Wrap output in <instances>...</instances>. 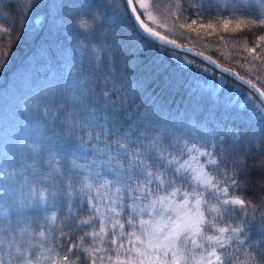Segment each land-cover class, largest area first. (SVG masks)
I'll list each match as a JSON object with an SVG mask.
<instances>
[{
    "label": "snow or ice",
    "instance_id": "obj_1",
    "mask_svg": "<svg viewBox=\"0 0 264 264\" xmlns=\"http://www.w3.org/2000/svg\"><path fill=\"white\" fill-rule=\"evenodd\" d=\"M50 7L57 33L95 43L68 82L23 101L35 132L0 140V264H264V0ZM48 8L0 0V70L15 25L32 29V11ZM94 13L92 30L73 23ZM184 41L213 51L231 41L220 58L233 66ZM146 49L155 79L190 102L219 100L231 80L223 114L172 110L148 93L128 71Z\"/></svg>",
    "mask_w": 264,
    "mask_h": 264
},
{
    "label": "trees",
    "instance_id": "obj_2",
    "mask_svg": "<svg viewBox=\"0 0 264 264\" xmlns=\"http://www.w3.org/2000/svg\"><path fill=\"white\" fill-rule=\"evenodd\" d=\"M36 2L47 3L49 8L32 11L30 16L32 29H21L20 23L15 25L18 31L12 36L14 41L12 55L7 66L0 70V140H3L6 135L35 132L30 123L31 116L22 111L23 101L32 98L54 81L68 82L71 78L68 66L76 62L80 51L85 52L86 58L89 54L88 46L95 43L89 34L82 35L79 30L74 32V30L66 28L62 33H57L60 22L58 20L49 22V13L53 17L57 14V8H51V4L70 3L72 0H36ZM79 2L87 4L91 0H79ZM100 2L106 3V6L115 7L120 5L122 0H100ZM5 3H11V0H5ZM164 3H167V0H164ZM61 11L68 14L69 10ZM156 15L160 23L165 22L159 13ZM37 20H40L41 23L36 24ZM162 32L182 42L180 37L165 30ZM184 42L213 55L215 59L228 67L233 66L226 63L225 59L220 58V51L224 53L225 58L230 54L231 41L227 44L222 43L219 51H213L211 45L206 48L204 41ZM0 47L3 45L0 44ZM156 55L157 52L154 49L143 50L138 53V59H133L132 65L135 66L130 65L128 69L131 77L145 80L148 93L159 96L161 101L172 110L183 111V109L199 103L200 110L205 117L217 112L223 114V109L218 105L226 103L227 94L233 87L231 80L222 90L219 100L214 102V99L205 97L204 99L194 98L190 102L182 88H165L161 80L155 79V73L150 71V65ZM165 60L168 61V58L165 57ZM168 62L171 63V61ZM237 70L240 71L239 68ZM133 86L135 85L133 84ZM256 192L258 194V187Z\"/></svg>",
    "mask_w": 264,
    "mask_h": 264
},
{
    "label": "clouds",
    "instance_id": "obj_3",
    "mask_svg": "<svg viewBox=\"0 0 264 264\" xmlns=\"http://www.w3.org/2000/svg\"><path fill=\"white\" fill-rule=\"evenodd\" d=\"M97 14H93L92 17H80L73 21V23L77 26H80L83 28L84 31H89L95 28V17ZM87 25L86 27L84 25Z\"/></svg>",
    "mask_w": 264,
    "mask_h": 264
},
{
    "label": "water",
    "instance_id": "obj_4",
    "mask_svg": "<svg viewBox=\"0 0 264 264\" xmlns=\"http://www.w3.org/2000/svg\"><path fill=\"white\" fill-rule=\"evenodd\" d=\"M169 38H171V37H169ZM178 43H181V42H179V41H177ZM188 47H192V46H190V45H187ZM193 48V51L195 52V51H201V50H199V49H197V48H194V47H192ZM205 55H207L206 53H204ZM223 66H225V65H223ZM225 67H227V66H225Z\"/></svg>",
    "mask_w": 264,
    "mask_h": 264
},
{
    "label": "rangeland",
    "instance_id": "obj_5",
    "mask_svg": "<svg viewBox=\"0 0 264 264\" xmlns=\"http://www.w3.org/2000/svg\"><path fill=\"white\" fill-rule=\"evenodd\" d=\"M157 20H158V19H157ZM158 22H159V21H158ZM159 23H160V22H159ZM159 30H161V31H164V30H165V31H167V29H166V28H165V29H159Z\"/></svg>",
    "mask_w": 264,
    "mask_h": 264
}]
</instances>
